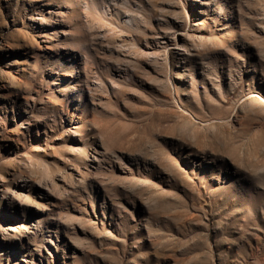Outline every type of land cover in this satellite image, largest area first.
Wrapping results in <instances>:
<instances>
[{
    "label": "rangeland",
    "instance_id": "1",
    "mask_svg": "<svg viewBox=\"0 0 264 264\" xmlns=\"http://www.w3.org/2000/svg\"><path fill=\"white\" fill-rule=\"evenodd\" d=\"M0 264H264V0H0Z\"/></svg>",
    "mask_w": 264,
    "mask_h": 264
}]
</instances>
